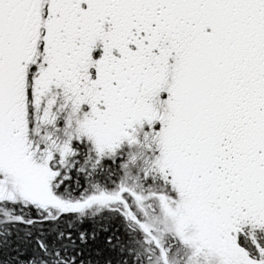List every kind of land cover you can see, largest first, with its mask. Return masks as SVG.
Instances as JSON below:
<instances>
[{"label": "snow or ice", "instance_id": "1", "mask_svg": "<svg viewBox=\"0 0 264 264\" xmlns=\"http://www.w3.org/2000/svg\"><path fill=\"white\" fill-rule=\"evenodd\" d=\"M0 264H264V0H0Z\"/></svg>", "mask_w": 264, "mask_h": 264}]
</instances>
